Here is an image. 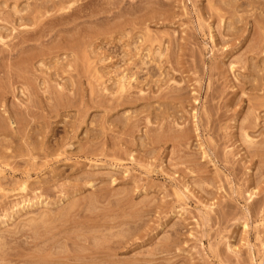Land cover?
Masks as SVG:
<instances>
[{
	"label": "rangeland",
	"instance_id": "rangeland-1",
	"mask_svg": "<svg viewBox=\"0 0 264 264\" xmlns=\"http://www.w3.org/2000/svg\"><path fill=\"white\" fill-rule=\"evenodd\" d=\"M263 9L0 0V264H264Z\"/></svg>",
	"mask_w": 264,
	"mask_h": 264
},
{
	"label": "bare ground",
	"instance_id": "bare-ground-1",
	"mask_svg": "<svg viewBox=\"0 0 264 264\" xmlns=\"http://www.w3.org/2000/svg\"><path fill=\"white\" fill-rule=\"evenodd\" d=\"M42 4H43V3H42ZM42 4H41V5H42ZM44 4L46 5V2H45ZM42 6H43V5H42ZM47 6H48V5H47ZM33 8H34V7H33ZM36 8H37V6H36ZM40 8H41V7H40ZM46 9H47V8H46ZM261 10H262V9H261ZM263 10H264V9H263ZM31 11H32V10H31ZM34 11H35V10H34ZM39 11H41V10L39 9ZM46 11H47V10H46ZM41 12H42V11H41ZM41 12H40V13H41ZM29 15H31V14H29ZM34 15H35V14H34ZM41 15H42V13H41ZM27 16H28V14H27ZM32 16H33V15H32ZM35 16H36V15H35ZM35 16H34V17H35ZM39 17H40V16H39ZM39 17H38V18H39ZM210 17H212V16H210ZM22 18H23V17H22ZM22 18H21V19H22ZM19 19H20V18H19ZM21 19H20V21H21ZM23 19H24V18H23ZM23 19H22V20H23ZM30 19H31V18H30ZM35 19H36V18H35ZM41 20H42V19H41ZM26 21L28 22L27 18H26ZM30 21H32V20H30ZM30 21H29V23H30ZM35 21H37V20H35ZM38 21H40V19H38ZM43 21H44V20H43ZM43 21H42V24H44ZM24 22H25V21H24ZM32 22H33V21H32ZM40 22H41V21H40ZM236 22H237V21H236ZM36 23H37V22H36ZM232 23H233V22H232ZM232 23H230V24H232ZM238 23H240V22L238 21ZM238 23H236V24H238ZM31 24H32V23H31ZM38 24H39V22L37 23V25H38ZM42 24H40L41 27H42ZM227 24H229V23H227ZM33 25H34V24H33ZM35 25H36V24H35ZM229 26H231V25H229ZM233 26H235V25H232V27H233ZM238 26H239V25H238ZM43 27H44V26H43ZM226 27H227V26H226ZM236 27H237V26H236ZM240 27H241V26H240ZM36 28H37V27H36ZM38 28H40V27L38 26ZM227 28H228V27H227ZM243 28H246V27L243 26ZM243 28H242V30H243ZM231 29H232V28H231ZM237 29H238V28H236V30H237ZM239 29H240V28H239ZM31 30H32V29H31ZM41 30H43V28H42V29L40 28L39 31H41ZM222 30H223V28H222ZM226 30H227V29H226ZM226 30H224V33H225ZM248 30H249V29H248ZM37 31H38V29H37ZM37 31H35V33H37ZM227 31H228V30H227ZM232 31H233V30H232ZM232 31H229V32H232ZM27 32H28V31H27ZM29 32H30V31H29ZM220 32H221V31H220ZM236 32H237V31H236ZM242 32H243V31H242ZM20 33L22 34V32H20ZM23 33H24V32H23ZM31 33H33V31H31ZM40 33H41V32H40ZM117 33H118V32H117ZM226 33H228V32H226ZM244 33H245V30H244L243 34H244ZM25 34H26V33H25ZM234 34H237V33H234ZM238 34H239V31H238ZM238 34H237V35H238ZM230 35H231V33H230ZM237 35H236L235 37H238ZM239 35H240V34H239ZM246 35H247V34H246ZM240 36H242V33H241ZM39 37H40V36H39ZM36 39H38V38H36ZM209 39H210V38H209ZM23 40H24V39H23ZM25 40H27V39H25ZM216 40H218V39L216 38ZM210 41H213V42H214V39H213V40L211 39ZM241 41H246V37H243V36H242ZM263 41H264V39L262 40V42H263ZM21 42H23V41H21ZM19 43H20V42H19ZM26 43H27V42H26ZM243 44H244V43H243ZM263 44H264V43H263ZM21 45H22V44H21ZM241 45H242V44H241ZM258 45H261V46H262V43L259 42ZM258 45H257L256 47H258ZM16 46H17V45H16ZM238 46H239V45H238ZM247 46H248V45H247ZM11 47H13V46H11ZM11 47H10V49H11ZM251 47H252L251 45H250V47H248V48H250V49H248L246 53H248L249 51H250V52H251V51L253 52V51L255 50V48H253L254 46H253L252 48H251ZM236 48H237V47H236ZM240 48H241V47H240ZM242 48H243V47H242ZM244 48H246V47H244ZM223 49H224V48H223ZM237 49H238V48H237ZM251 49H252V50H251ZM253 49H254V50H253ZM11 50H12V49H11ZM238 50H239V49H238ZM6 51H7V50H6ZM219 51H221V49H220ZM228 51H229V50H228ZM245 51H246V50H245ZM245 51H244V52H245ZM8 52L10 53V50H9ZM8 52H7V53H8ZM212 52H213V51H212ZM217 52H218V50L216 51V54H217ZM222 52H223V51H221V54H222ZM229 52H231V51H229ZM244 52L241 53V55L244 54ZM3 53H5V50H4ZM232 53H233V51H232ZM232 53H230V55H231ZM214 54H215V53H214ZM221 54L219 55L220 58H221ZM236 54H237V53H236ZM249 54H250V53H249ZM217 55H218V54H217ZM217 55H216V56H217ZM239 55H240V54H239ZM241 55H240V56H241ZM245 55H247V54H245ZM256 55L258 56L259 54H256ZM224 56H225V57H226V56L228 57V52H225V53H224L223 58H225ZM247 56H248V55H247ZM214 57H215V56H214ZM229 57H230V56H229ZM251 57H252V55H251ZM253 57H254V56H253ZM259 57H260V55H259ZM220 58H219V59H220ZM243 58H244V57H243ZM243 58H242V56H241V57H239L238 59H243ZM254 58H255V57H254ZM257 58H258V57H257ZM261 58H262V57H261ZM29 59H30V58H29ZM249 59H250V58H249ZM258 59H259V58H258ZM258 59H257V60H258ZM25 60H26V59H25ZM220 60H221V59H220ZM244 60H245V58H244ZM251 60H252V59H251ZM222 61H223V60H222ZM222 61H221V62H222ZM262 61H263V60L261 59V62H262ZM219 62H220V61H219ZM246 62H247V59H246ZM259 62H260V60H259ZM26 63H27V66H29V65H28L29 62L26 61ZM217 64H218V63H217ZM249 64H250V63H249ZM247 65H248V62H247ZM250 66H251V65H250ZM215 67H216V66H215ZM245 67H246V65H245ZM243 68H244V67H243ZM250 68H251V67H250ZM245 69H247V68H245ZM245 69H243V70H245ZM248 70H249V68H248ZM24 71H25V70H24ZM26 71H27V70H26ZM26 71H25V72H26ZM28 71H29V70H28ZM9 73H10V71H9ZM246 73H247V72H246ZM10 74H11V73H10ZM14 74H15V73H14ZM251 74H252V73H251ZM16 75H17V74H16ZM16 75H15V77H16ZM244 75H245V73H244ZM13 76H14V75L12 74L11 77H13ZM239 76H240V75H239ZM242 76H243V75H242ZM242 76H241V77H242ZM11 77H10V78H11ZM19 77H21V76H19ZM19 77H18V75H17L16 78H19ZM245 77H246V76H245ZM249 77H250V74H249ZM21 78H23V76H22ZM24 78H25V77H24ZM27 78H28V77H27ZM249 83H250V82H249ZM147 84H148V83H147ZM250 84H251V83H250ZM154 85H155V83H154ZM156 85H157V83H156ZM246 85H247V84H246ZM248 85H249V84H248ZM238 86H239V85H238ZM251 86H252V85H251ZM254 87H255V86H253V88H254ZM245 88H246V87H245ZM249 88H250V87H249ZM236 89H237V88H236ZM236 89H235V93H236ZM240 89H241V88H240ZM255 89H258V88L255 87ZM255 89H254V90H255ZM251 90H252V87H251ZM178 96H180V95H178ZM185 97H186V96H185ZM170 98H171V97H170ZM247 98H249V97H247ZM183 99H184V98H183ZM242 99H243V98H242ZM249 99H250V98H249ZM232 100H233V99H232ZM155 101H156V100H155ZM247 101H248V100H247ZM158 102H159V101H158ZM158 102H156V103H158ZM180 102H181V101H180ZM182 102H184V101L182 100ZM182 102H181V103H182ZM192 102H193V101H192ZM228 102H229V101H227V103H228ZM230 102H232V101H230ZM161 103H163V102H161ZM237 103H238V102H237ZM239 103H240V101H239ZM166 104H167V103H166ZM170 104H171V103H170ZM183 104H184V103H183ZM241 104H242V102H241ZM168 105H169V102H168ZM236 105H237V104H236ZM148 106H149V105H148ZM159 106L161 107V104H160ZM164 106H165V102H164ZM180 106H181V105H180ZM227 106H228V104H227ZM234 106H235V105H234ZM146 107H147V106H146ZM169 107H170V105H169ZM238 107H239V106H238ZM241 107H242V106H241ZM241 107H240V108H241ZM156 108H157V107H156ZM166 108H167V106H166ZM171 108H172V106H171ZM171 108H170V110H171ZM148 109H149V108H148ZM153 109H154V108H153ZM159 109H160V108H159ZM163 109H164V108H163ZM181 109H182V107H181ZM235 109H236V108H235ZM235 109H234V111H235ZM154 110H155V109H154ZM151 111H152V109H151ZM157 111H158V110H157ZM159 111H161V110H159ZM159 111H158V114H161V113H159ZM202 111H203V110H202ZM205 111H206V110H205ZM234 111H233V112H234ZM236 111H237V110H236ZM147 112H148V110H147ZM147 112H146V113H147ZM167 112H168V111H167ZM172 112H173V111H172ZM206 112H207V111H206ZM146 113H145V116L148 114V113H147V114H146ZM234 113H235V112H234ZM150 114H152V113H150ZM150 114H149L148 116H151V117H150V119H151V118H153L154 116L152 117L153 114H152V115H150ZM154 114H156V112H155ZM168 114H169V112H168ZM207 114H208V113H207ZM207 114H206V116H207ZM214 114H215V113H214ZM197 115H198V114H197ZM163 116H164V115H163ZM204 116H205V115H204ZM155 117H156V116H155ZM158 117H159V115H158ZM200 117H201V116H200ZM218 117H219V115H218ZM236 117H237V116H236ZM160 118H161V117H159V119H160ZM148 119H149V117H148ZM148 119H147V120H148ZM150 119H149V120H150ZM153 119H154V118H153ZM211 119H212V118H211ZM217 119H218V118H217ZM151 120H152V119H151ZM157 120H158V119H157ZM155 121H156V119H155ZM199 121H200V120H198V123H199ZM147 122H148V121H147ZM157 122H158V121H157ZM213 122H214V121H213ZM148 123H150V122H148ZM200 123H201V121H200ZM200 123H199V124H200ZM205 123H206V122H205ZM216 123H217V122H216ZM210 125H211V124H210ZM148 126H149V125H148ZM148 126H147V127H148ZM194 126H195V125H194ZM238 126H239V125H238ZM147 127H146V128H147ZM198 127H199V126H198ZM240 127H241V124H240ZM247 127H248V126H247ZM185 128H187V127H184L183 130H185ZM199 128H201V127H199ZM205 128H207V127H205ZM205 128H204V129H205ZM148 129H149V128H148ZM180 129L182 130V128H179V130H180ZM243 129H244V128H243ZM149 130H150V129H149ZM201 130H203V129H201ZM205 130H206V129H205ZM147 131H148V130H147ZM188 131H189V130H188ZM242 131H243V130H242ZM53 132H54V129L51 131V134H52V135H53ZM177 132L180 133V131H177ZM185 132H186V131H185ZM183 133H184V131H183ZM243 133H244V136H245V133H247V132L244 130ZM186 134H187V133H186ZM183 135H185V134H183ZM183 135H182V136H183ZM188 135H189V134H188ZM242 135H243V134H242ZM180 137H181V135H180ZM45 138H46V137H45ZM146 138H147V137H146ZM150 138H151V137H150ZM183 138H186V137H183ZM187 138H190V137H187ZM152 139H153V138H152ZM152 139H151V140H152ZM176 139H177V138H176ZM178 139H179V137H178ZM178 139H177V140H178ZM181 139H182V138H181ZM148 140H149V139H148ZM179 140H180V139H179ZM179 140L176 141V142H179ZM185 140H186V139H183L182 141L184 142ZM154 141H155V139H153L152 142L154 143ZM180 141H181V140H180ZM155 142H156V141H155ZM153 143H152V144H153ZM155 144H156V143H155ZM178 144H180V142H179ZM184 144H185V143H184ZM0 145H1V143H0ZM58 145H59V144H58ZM0 148H1V147H0ZM35 149H36V148H33V147L30 148V145L27 144V147L25 148V152H26V153H33V151H34ZM52 149H53V148H42V149H40V150H41V152H43V154H44L45 156H49L50 154H53V153L50 152V151H52ZM1 150H2V149H1ZM53 150H54V149H53ZM49 152H50V153H49ZM26 153H25V154H26ZM203 153H204V152H203ZM21 154H22V153H21ZM41 154H42V153H41ZM12 155H13V154H12ZM251 155H252V153H251ZM19 156H22V155L19 154ZM12 157L15 158V157H17V156H16V155L11 156V155H8V154H6V153L4 154V152H3V154H0V158H3L4 160H6V159H8V158H12ZM0 179H1V178H0ZM22 189H23V187L21 188V190H22ZM118 241L120 242V240H118ZM120 243H121V242H120ZM113 244H114V246H115V243H113ZM116 246H117V245H116ZM116 248H117V247H116ZM111 249H112V248H111ZM114 249H115V248H114ZM114 252H115V251H114ZM85 258H86V257H85ZM88 258H89V257H88ZM42 259H43V258H42ZM42 259H41V260H42ZM71 259H72V257H71ZM95 259H96V258H95ZM48 260H49V259H48ZM67 260H69V259H67ZM76 260H77V259H76ZM80 260H81V259H80ZM82 260H83V259H82ZM88 260H89V259H88ZM96 260H97V259H96ZM101 260H102V259H101ZM106 260H107V259H106ZM34 261H35V260H34ZM36 261L38 262V260H36ZM36 261H35V262H36ZM45 261H47V260H45ZM54 261H55V260H54ZM54 261H53V262H54ZM48 262H50V261H48ZM79 262H80V261H79ZM79 262H78V263H79ZM86 262H87V261H86ZM92 262H93V261H92ZM92 262H91V263H92ZM96 262H97V261H96ZM101 262H102V261H101ZM107 262H108V261H107ZM42 263H43V262H42ZM46 263H47V262H46ZM87 263H88V262H87ZM99 263H100V261H99ZM104 263H105V262H103V264H104ZM111 263H113V262H111ZM119 263H120V262H119ZM50 264H51V262H50ZM54 264H55V263H54ZM57 264H58V263H57ZM59 264H60V263H59ZM63 264H64V263H63ZM81 264H83V263H81ZM84 264H85V263H84ZM88 264H89V263H88ZM106 264H107V263H106ZM108 264H109V262H108Z\"/></svg>",
	"mask_w": 264,
	"mask_h": 264
}]
</instances>
